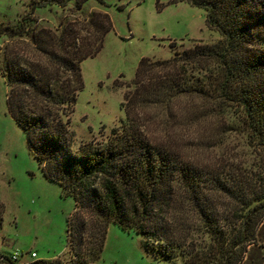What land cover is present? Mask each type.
<instances>
[{
  "label": "trees",
  "instance_id": "obj_1",
  "mask_svg": "<svg viewBox=\"0 0 264 264\" xmlns=\"http://www.w3.org/2000/svg\"><path fill=\"white\" fill-rule=\"evenodd\" d=\"M70 1L81 12L87 0H32L16 24L0 23V36L28 37L46 57L47 64H38L11 52L6 55L2 70L10 88L7 105L45 176L59 183L64 195L75 202L67 218V244L73 259L57 257L31 264L97 262L110 223L141 235L144 251L157 259L221 264L217 256L235 255L256 238L264 192L229 185L152 144L138 127V111L168 105L183 96L216 93L243 107L253 136L264 149V0H175L205 9L207 27L218 31L222 39L180 51L172 47L174 56L167 60L142 58L124 96L126 118L102 134L101 141L84 142L77 151L72 148L70 122L60 110L74 113L84 88L81 63L101 52L114 25L109 13L93 10L83 20L61 22L55 32L40 26L35 17L38 8L64 7ZM218 194L247 209L238 229L231 230L226 219L219 217ZM186 207L201 218L210 235L211 246L200 256L180 232ZM3 214L0 202V225ZM11 255L0 252V263L19 264Z\"/></svg>",
  "mask_w": 264,
  "mask_h": 264
},
{
  "label": "rangeland",
  "instance_id": "obj_2",
  "mask_svg": "<svg viewBox=\"0 0 264 264\" xmlns=\"http://www.w3.org/2000/svg\"><path fill=\"white\" fill-rule=\"evenodd\" d=\"M174 1L104 0L102 4L87 0L81 12L70 1L64 7L36 10L40 26L54 32L61 22L83 20L93 10L109 13L113 21L114 30L107 35L101 52L81 63L84 88L74 113L60 110L74 133V151L84 142L101 141L102 134L107 135L126 118L124 96L142 58L167 60L174 56L173 48L180 51L222 39L218 31L207 27L205 9ZM31 2L0 0V23L16 24ZM10 52L23 60L47 64L28 37L0 36V202L4 205L0 252H18L24 264L57 257L70 262L67 218L74 212L75 202L64 195L59 183L45 176L24 129L9 113L10 88L2 69ZM138 113V127L152 144L220 176L229 185L238 183L264 192V149L253 136L240 104L211 93L209 97L183 96L168 105H149ZM216 204L219 217L226 219L231 230L238 229L247 209L224 194L217 195ZM260 212L256 238L235 255L217 256L221 264H264V206ZM181 219L180 232L193 253L206 251L211 239L201 218L186 207ZM142 239L136 232L110 223L104 251L93 264H185L180 258L169 262L148 255ZM33 252L37 258L31 257Z\"/></svg>",
  "mask_w": 264,
  "mask_h": 264
},
{
  "label": "built area",
  "instance_id": "obj_3",
  "mask_svg": "<svg viewBox=\"0 0 264 264\" xmlns=\"http://www.w3.org/2000/svg\"><path fill=\"white\" fill-rule=\"evenodd\" d=\"M31 257L32 258H37V253L36 252H33L31 253ZM11 259L19 264H24V262L26 261H23V256L22 254L18 253V252H14L12 255H11Z\"/></svg>",
  "mask_w": 264,
  "mask_h": 264
}]
</instances>
